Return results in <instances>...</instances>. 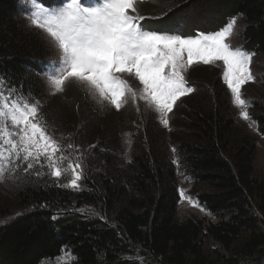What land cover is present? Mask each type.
<instances>
[{
  "label": "trees",
  "instance_id": "16d2710c",
  "mask_svg": "<svg viewBox=\"0 0 264 264\" xmlns=\"http://www.w3.org/2000/svg\"><path fill=\"white\" fill-rule=\"evenodd\" d=\"M47 1L42 0L58 6L59 0ZM195 4L219 19L184 29L185 34L213 32L236 17L244 24L245 50L264 52V0H165L153 14L172 16ZM20 7L21 0H0V74L45 99L39 77L50 56L25 27ZM158 20L149 25H161ZM69 95L61 99L65 107L89 113V119L83 113L76 119L74 131L71 119L67 122L70 132L81 134L79 147L91 149L85 187L73 190L50 179L25 183L14 204L0 208V221H7L0 223V264H43L64 248L77 258L73 264H263L264 178L255 177L257 142L220 75L204 78L187 97L182 129L168 135L157 120L139 118L131 160L116 155L122 120L98 115L88 102ZM46 101L43 113L58 124L63 116L53 107L60 100ZM251 118L264 136L263 103L253 104ZM177 165L211 215L207 222L180 218ZM88 205L98 215L78 216ZM206 239L220 246L215 256L206 250Z\"/></svg>",
  "mask_w": 264,
  "mask_h": 264
},
{
  "label": "snow or ice",
  "instance_id": "6c2138e0",
  "mask_svg": "<svg viewBox=\"0 0 264 264\" xmlns=\"http://www.w3.org/2000/svg\"><path fill=\"white\" fill-rule=\"evenodd\" d=\"M141 2L59 0L58 6L48 7L42 0H22L29 5L31 25L42 30L58 52L44 70L51 94L63 93L67 84L74 82L98 104L108 103L116 110L129 100H142L167 127L176 103L195 90L186 79L189 68L221 61L233 103L241 108V116L249 119V102L242 96V87L254 80L252 54L228 42L237 18L213 32L185 34L180 23L172 27L144 24L150 17L140 13ZM125 77L137 80L139 90ZM41 108L30 91L14 85L7 74H0V183H22L21 173L57 180L70 174V182L63 186L79 189L86 179L85 157L74 143H64L74 134L57 136L54 128L49 132L48 118ZM127 143L130 146L131 139ZM76 259L66 248L57 258L59 264H73Z\"/></svg>",
  "mask_w": 264,
  "mask_h": 264
},
{
  "label": "rangeland",
  "instance_id": "374dc122",
  "mask_svg": "<svg viewBox=\"0 0 264 264\" xmlns=\"http://www.w3.org/2000/svg\"><path fill=\"white\" fill-rule=\"evenodd\" d=\"M47 1V0H45ZM49 2V1H47ZM165 0H143V2L139 3L138 8L140 10V13L142 15H145L147 17H150L146 20V25L148 23L151 24V20H155L153 25H156V20L161 21L159 26H165V27H172L175 26L177 23H180L184 26V29L188 31L191 27L195 25H206V24H216L217 20L219 19V15L216 13H213L205 8H201L198 5H190L184 10H182L179 13H176L172 16L164 15L160 18L153 14L160 6L164 4ZM59 4V2H58ZM21 11H20V18L22 22L24 23L25 27L35 33L41 41L45 44L46 50L50 56L49 61L56 58L58 56V52L52 47V45L48 42L46 38V34L31 25L30 20L27 18V14L29 11V5H25L22 3L21 0ZM229 22V21H228ZM244 24L242 19L237 18V24L234 27V34L229 38V43L233 47H242L244 51V40L242 38V30H243ZM202 32V31H199ZM252 54V62L250 64V71L254 77L253 81H250L246 83L242 87V96L243 98L249 102L247 111L249 113V119H245L241 116V108L237 105H234L235 110L238 114V117L241 121V123L244 125V127L247 129L248 133L253 136L256 139L257 142V153H256V171H255V177L257 179L264 178V136L260 133L258 126L255 121L251 118V108L255 102H260L264 104V52L261 53H255V52H249ZM48 64V63H47ZM44 66L43 71L40 74L39 77V83L40 88L44 91L42 97L45 99H38L42 105L41 111L43 113L44 109L46 108V99L52 98L54 96L58 97V100H60L59 104L53 107V110L58 112L59 115L63 116L62 121H58V124L56 122H50L49 125V132L53 131V128L55 129V133L57 136L63 134L64 136H67L69 133L74 134L72 140H66L64 141L65 144L72 142L75 146H78L80 152L84 155L85 159L83 160L84 165V175L86 173V170L88 168L87 160H88V152H90L89 146H82L79 147V141L76 139H79V136H76L75 132H70L68 129L69 119H71V125L70 129L73 127L74 131V125L76 123V119H82V113L85 114L83 117L85 119H89L88 115L89 113L83 112L82 108H76V111H72V109L67 105L62 104V98H64L67 94H70L73 98H78L79 103L86 104L94 107L98 115L103 114H114L118 118L122 120V135H121V147H119L118 152L116 155L121 160H131V156L133 154L134 149V140L137 135V128H140L141 125L138 122L139 118H142L144 115L150 116L152 119H155L158 121L160 126L162 128H165L167 130V134L173 133L177 130L182 129L184 124V119L186 115V109L189 106L188 105V96L190 94L181 97L180 100L176 103V105L173 108V111L169 114V125L165 127L163 123L161 122L160 116L158 113L153 111L151 108H149L144 101L137 100L135 103H133L131 100H129V103L122 107L120 110H116L113 106H111L108 103H104L103 105H100L94 100L90 95H87L85 91L79 87L76 83H68L66 86V89L63 93H56L51 94L52 89L50 85L47 82V77L44 74V70L46 65ZM223 72H224V65L223 62L217 61L214 64L205 65L203 63H196L193 66H191L186 73V79L190 82V86H202L203 85V79L204 78H211L215 75H220L223 82L225 83L223 79ZM129 80V83L131 86L137 90L141 87L139 85V82L135 80L134 78L125 77ZM226 84V83H225ZM227 85V84H226ZM230 91V89L228 88ZM231 93V91H230ZM192 94V93H191ZM232 95V94H231ZM233 100V97H232ZM86 101V102H85ZM93 105V106H92ZM139 109V110H137ZM76 112L79 113V116L77 117ZM77 117V118H76ZM60 122V123H59ZM72 130V129H71ZM83 133V132H82ZM125 133L131 134L130 136H126ZM131 139L132 143L129 146L127 143V140ZM67 154V153H65ZM177 171L179 172V194H180V211L179 215L181 219H186L189 217H197L199 219H204L206 222L209 219H212L209 212H207L204 207L199 203V201L196 198V194L193 191L191 180L184 176L180 171L179 167L177 165ZM43 171L47 172V169H44ZM21 180L23 181H17L16 184H19L20 186L17 187L16 184L12 182H8L7 184L0 183V208H3L5 206H12L14 204V199L17 194V191L22 189V187L30 180H43V179H50L55 180L58 184L61 186L66 185L71 180V175L66 174L62 175L59 180L52 178L50 176H41L36 177L34 175L32 176H25V174L21 173ZM80 188L76 190H83L85 187L84 179L80 182ZM69 188V187H67ZM72 189V188H70ZM74 190V189H73ZM181 192L184 193V196L181 195ZM80 209H84V212L79 211ZM77 212L80 213L78 216L82 217H88V216H96L98 215V212L92 207V206H84L80 208ZM206 250L213 253V256H215L216 252L215 250L220 249V246L217 243H214L212 240L206 239ZM65 249V248H64ZM67 249V248H66ZM70 251V249H67ZM71 255L74 257L72 251ZM61 256V255H60ZM59 256V257H60ZM58 258V257H57ZM57 258L53 260H47L43 264H59ZM264 264V259H263Z\"/></svg>",
  "mask_w": 264,
  "mask_h": 264
}]
</instances>
